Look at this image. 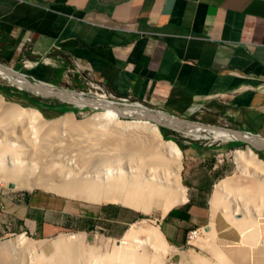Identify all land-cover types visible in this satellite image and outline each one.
I'll use <instances>...</instances> for the list:
<instances>
[{"label": "crops", "instance_id": "obj_1", "mask_svg": "<svg viewBox=\"0 0 264 264\" xmlns=\"http://www.w3.org/2000/svg\"><path fill=\"white\" fill-rule=\"evenodd\" d=\"M22 60L38 61L22 69L34 81L61 87L78 66L111 95L168 115L201 111L264 138V0H0V65ZM182 147L186 200L159 219L176 246L203 224L206 193L229 173L200 147ZM72 210L60 197L2 192L0 238L73 229L119 238L134 221L119 204Z\"/></svg>", "mask_w": 264, "mask_h": 264}, {"label": "bare ground", "instance_id": "obj_2", "mask_svg": "<svg viewBox=\"0 0 264 264\" xmlns=\"http://www.w3.org/2000/svg\"><path fill=\"white\" fill-rule=\"evenodd\" d=\"M0 76L35 94L43 91V88L33 89L23 77L11 78L5 72H0ZM82 100L75 98L80 108L92 104ZM96 102L105 106L103 111L80 124H73L70 133H81L68 138L64 132L55 131L58 120L55 124L45 121L36 109L5 103L0 96V173L4 176L3 182L7 186L11 184L12 189L39 186L68 198L93 202L107 200L141 213L161 207L164 214L184 202L186 189L180 183L181 152L177 145L163 139L156 124L147 120L120 119L133 114L147 116L148 111L128 106L119 109L101 99ZM70 118L72 114L64 115L62 121ZM157 118L194 139H235V135L223 129L189 125L162 113ZM234 155L250 183L233 185L228 179L221 180L215 184L210 202L215 210L221 196H229L232 203L222 210L227 212L225 214L242 240L248 243L255 239L250 216H264V162L249 148L245 152L237 150ZM256 199L259 202L255 205ZM208 231L211 235L212 228ZM141 233L146 237L143 241L139 239ZM160 237L157 227L141 228L133 224L110 250L100 252L98 248L86 246L84 233H77L58 236L51 244L52 251L45 254L19 234L14 242L0 245V264H160L156 253L148 251V248L156 252L164 248ZM210 245L213 262L194 259L189 254L184 256L186 264H234L214 241Z\"/></svg>", "mask_w": 264, "mask_h": 264}, {"label": "rangeland", "instance_id": "obj_3", "mask_svg": "<svg viewBox=\"0 0 264 264\" xmlns=\"http://www.w3.org/2000/svg\"><path fill=\"white\" fill-rule=\"evenodd\" d=\"M8 66L10 67V65H8ZM12 68H13V70H16L19 72H22V69H23V67L19 68L17 66H14V67L12 66ZM76 82H79L78 85L76 84ZM0 86L22 90V91L26 92L29 96L36 97L37 99H39V101H42V102H45V101L48 102V101H53V100L58 102L56 98H48V97L46 98V97H43L40 95H36V94L32 93L31 91H28V90H25L22 88L20 89V88H18L17 85L12 84L10 81L2 78L1 76H0ZM57 88L72 89L74 91L80 92V91L84 90V85L78 79L71 77V76H67V77H65V80H63L61 82V87H57ZM0 96H2L5 103H9L12 105L13 104L19 105L25 109L26 108L36 109L37 111H39V113L42 116V119H44L45 121H49V122L53 121L54 122V121L58 120L57 123L56 122L53 123V124L56 123L55 128H54L55 131H58L61 133L64 132L65 135H68V138L70 136L74 137V136L79 135L81 133L78 131L77 132L73 131L72 134L70 133V130L73 128V126H72L73 124H76V125L80 124L84 120H88L90 118H93L95 113H100L103 111V109H93V108H89V107L76 108L75 112H73L72 110L67 111V112H62V111L56 110V109L55 110H50V109L48 110L46 108L38 109L35 106L31 105L25 99L16 100L14 98H6L1 92H0ZM129 108L135 109L138 107L129 106ZM138 109H144V108H138ZM146 110L155 111L154 109L149 108L148 106H146ZM68 114H72V119L70 118V119H65L62 121V116L68 115ZM164 114H166V113H164ZM174 117L184 119V120H188V121L197 122V123H200L203 125H212V126H218L221 128H227L226 126L223 125V123L220 120H218L217 117H209L201 111L196 112V113H192V114H190V116L181 117V116L174 115ZM120 119L121 120H128V121L140 120L134 114L128 115V116L122 117V118L120 117ZM149 122L152 124H155L152 121H149ZM207 122H209V123H207ZM159 129H160V127H158V130ZM163 129H164L163 134L160 132V130H159V132H160L162 138L164 137V135L167 136L165 138L167 141H172L176 145H177L176 142H178L182 145H187V144L192 143V144L196 145L197 148L200 147V149H203V155H204V158L206 160L209 161L210 159H212L214 157L215 160L220 163V165H224V164L227 165V167L229 169V173H227V174H225V176L217 179L214 182V184H217L221 180H227V179L230 180L233 183V185H235V184L236 185H243V184H245V182L250 183L251 180L249 181V179H246L244 177V175L241 171L240 165L235 160V155H234V152L237 150L241 151V152L246 151V149L248 147L246 146L245 143L237 141L235 139L223 141L221 139H214L212 137L203 138L204 140L203 139H194L192 136H186V135H184L183 132L178 131L176 129H169V128H163ZM16 143H18V141H16ZM177 147H178V145H177ZM249 149L257 156L258 159H260L261 161L264 162V160L258 156V155L264 156V151L254 149L253 147H251V148L249 147ZM179 150H180V148H179ZM197 151H198L197 149H194L195 154H197ZM180 152H181V160H180L181 161V169H180L179 175H180V183L184 186V184L182 182L183 152L181 150H180ZM201 174L202 173L200 172V169H197L194 166V182L197 181V179L201 178ZM0 175H1L0 176V179H1L0 180V193L13 190V193L21 194V195L44 194V195L60 197V198H63L65 200L71 202L72 209H73L72 211L74 212L75 216H79V214H80L79 210L82 211V210L86 209V211L90 212V211L98 208L99 206H101L104 203H110V204H117L118 205V203H113V202H110L107 200H101L100 202H93L90 200L88 201V200H83V199H79V198H68V197H65L64 195L63 196L60 195L58 192H56L54 190H47L46 191V189L44 190V188L39 187V186H35L32 189L8 188V186L3 182L4 176H2L1 173H0ZM253 183L254 182H251V184H253ZM185 189H186V187H185ZM213 189L214 188L212 187L211 190H209L206 193V206L203 209L206 216L204 218L203 224L201 226H199L198 228H196L198 231L192 240H188L186 237V243L182 246H176V245H173L171 243H168L162 237L160 230H159V219L168 210L164 214H162L161 207H154L148 213H141V212L135 211L133 209H130L128 207H125V206L119 204L125 209V211H127L129 213V215H130L129 217H131V215H132V217L134 219V221L132 223H129V225L126 226V230L128 228H130V226L133 224L138 226V227H141V228H145V227L156 228L157 227V229L160 233V236H161L160 238H161L162 242L164 243V248L161 249V251L158 250L157 252L154 251L153 248H151L150 250L148 248V251L156 253V256H158L157 260H158V262L160 261L159 262L160 264H179V263L180 264H186V261H185L186 259L184 257L185 255H188V256L191 255L192 257L194 256L193 257L194 259H195V257L200 258V259L203 258L202 260H204V261L213 262V256H211L213 253L212 252V246L210 245V243H212L213 241H214V244L216 245V247L220 249V251L224 249L221 252L224 255H226L231 260V262L234 264L235 263H237V264H255V263L260 264V262L262 260L263 261L261 264H264V244H263V241H264V216L260 215V216H257V218L255 217V215L250 216L252 218L251 219L252 225H254L252 228H254L255 239H253V241H251V242L245 243L242 240V237L239 236L240 233L238 232L236 227L230 222L229 217L225 214L227 212H224L222 210V208L224 206L230 205L232 203L231 200L228 199L229 196H226V194L225 195L223 194L221 196L220 202L216 206V209L213 210V208L211 206L212 201L210 202ZM186 194H187V189H186ZM258 202H259L258 199H256L254 202L255 205ZM254 218H256V219L254 220ZM253 223H255V224H253ZM256 227H257V229H256ZM211 228H212V233H211V235H209L210 233H208L209 232L208 230L209 229L211 230ZM193 230H195V229H193ZM77 233H81V234L84 233L85 245L90 246V247H94V248H98V249H100V252L110 250L111 246L115 245L118 241H121V238H122V235L119 238H111L108 235V233L102 232L101 230H98V229L92 230L90 232L83 231L80 229H76V230L73 229V230L62 231V232H60V233H58V234H56L50 238H45V239L34 237V236L30 235L29 233H15V234L6 235V236L0 238V245L3 243H6V242L12 243L15 241L16 237L19 234H23L26 238H28L30 240L31 243H33V245L35 246V248L37 250L42 251L45 254H48L50 251H52V248H50L52 242L54 240H56L58 238V236L59 237L62 235L67 236V235L77 234ZM211 238L213 241L210 240ZM139 239L142 241L144 239H146L145 234L141 233L139 235ZM44 247H45V251H43ZM47 248H49V250ZM258 248H259V250H257ZM258 251H259V254H258ZM163 255H165V256H163ZM243 258H244V262H243ZM236 260H237V262H236Z\"/></svg>", "mask_w": 264, "mask_h": 264}, {"label": "water", "instance_id": "obj_4", "mask_svg": "<svg viewBox=\"0 0 264 264\" xmlns=\"http://www.w3.org/2000/svg\"><path fill=\"white\" fill-rule=\"evenodd\" d=\"M0 72L1 73L5 72V73L9 74L11 76V78L23 77L27 82H29L32 85L33 89L43 88V91H40V93H37L36 95H40V96H43L46 98L47 97L48 98H56L59 103H65V104H69L73 107L79 108L80 104L75 103L76 102L75 98L79 97V94L74 92V91H71L68 89H63V88H57V87H54L50 84L43 83L40 81H33L32 79H29L24 73L13 70V69L8 68L6 66L0 65ZM18 88H20V87H18ZM28 91H31L33 93V90H28ZM83 99L84 100H82V101H90L92 103V104H84L83 106H86L89 108L90 107H100V108L105 107L104 105H102V106L97 105L95 102H93L92 100H88L87 98H83ZM116 107H118V106H116ZM118 108L120 109V107H118ZM146 111H148V110H146ZM159 113H162V112H160V111H148L147 116H140V117L136 116V117L139 118L140 120L152 121L156 124L157 127L174 129V127L166 125L164 123H161L158 120L157 115ZM162 114H164V113H162ZM164 115H166L168 117L174 116V115L169 116L168 114H164ZM178 120L181 122L184 121V122L188 123L189 125H200V126H205L208 128H213V129L226 130V131L232 133L233 135H235V140L245 143L248 148L253 147L254 149L264 151V138L255 137L249 133H244V132L239 131V130H234V129H229V128H221V127L212 126V125H203V124H200L197 122L188 121V120H184V119H180V118H178ZM8 188H12V185L8 184Z\"/></svg>", "mask_w": 264, "mask_h": 264}, {"label": "built area", "instance_id": "obj_5", "mask_svg": "<svg viewBox=\"0 0 264 264\" xmlns=\"http://www.w3.org/2000/svg\"><path fill=\"white\" fill-rule=\"evenodd\" d=\"M37 62L38 61L22 60L21 61V67L29 68V67L36 65ZM64 76L65 77H67V76L74 77V78L78 79L84 85V90H82L80 92L74 91L72 89H68V90H71V91L78 93L79 97L82 99L87 98L88 100H92L93 102H96L97 100L101 99V100H105L106 102H110V103L114 104L115 106H118L121 108H124L126 106H128V107L134 106V107L146 109L145 104H143L141 102L130 101L128 98L117 97V96L111 95L110 93L106 92L105 89L102 87V85L95 82L93 79L89 78L88 76L83 75V73H81V71L79 70L78 66L66 68ZM65 77H64V80H65ZM98 105H101V104H98ZM83 107H86V106H83ZM75 108H77V107H75ZM90 108L104 109L105 107L104 108L90 107ZM169 116H172V115H169ZM175 118H177V117H175ZM197 231H198L197 229L190 231L187 235V239L192 240L195 237V235L197 234Z\"/></svg>", "mask_w": 264, "mask_h": 264}, {"label": "trees", "instance_id": "obj_6", "mask_svg": "<svg viewBox=\"0 0 264 264\" xmlns=\"http://www.w3.org/2000/svg\"><path fill=\"white\" fill-rule=\"evenodd\" d=\"M0 92L6 97V98H14L16 100H21V99H25L27 100L31 105L35 106L38 109H42V108H46V109H50V110H60L62 112H67V111H76V108L69 105V104H65V103H59L56 101H48V102H42L39 101V99H37L36 97H31L29 96L26 92L19 90V89H15V88H8V87H3L0 86ZM160 132L163 134V128L160 127ZM164 137L166 138L167 136L164 135ZM163 137V138H164ZM164 138V139H165ZM166 140V139H165ZM173 140V139H172ZM178 147L180 148V150H182V145L178 142H176ZM192 144V143H191ZM261 159L264 160V156L258 155Z\"/></svg>", "mask_w": 264, "mask_h": 264}]
</instances>
